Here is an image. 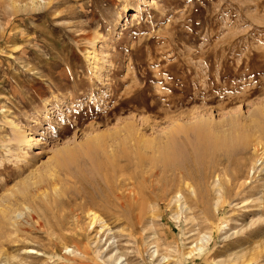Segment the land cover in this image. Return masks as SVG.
<instances>
[{"label": "rangeland", "instance_id": "374dc122", "mask_svg": "<svg viewBox=\"0 0 264 264\" xmlns=\"http://www.w3.org/2000/svg\"><path fill=\"white\" fill-rule=\"evenodd\" d=\"M36 2L0 0V264H264V0Z\"/></svg>", "mask_w": 264, "mask_h": 264}, {"label": "bare ground", "instance_id": "6f19581e", "mask_svg": "<svg viewBox=\"0 0 264 264\" xmlns=\"http://www.w3.org/2000/svg\"><path fill=\"white\" fill-rule=\"evenodd\" d=\"M10 2V1H9ZM10 4H15L13 1L10 3ZM26 4V3H25ZM31 4L34 5V6H38V2H36V0H31ZM17 5V4H16ZM27 5V4H26ZM41 5V4H40ZM13 6V5H12ZM17 7V6H16ZM134 18V17H133ZM233 118V116H232ZM202 131H200L199 129L196 130V133H197V138H199L201 140V142L206 138L204 134L201 133ZM206 140V139H205ZM243 142V141H242ZM217 143V142H216ZM246 143V142H245ZM217 146V145H216ZM143 147V146H142ZM213 147V146H212ZM91 151V150H90ZM183 151V150H182ZM64 152V151H63ZM68 153V152H67ZM260 153V152H259ZM184 154V153H183ZM65 155V154H64ZM63 155V156H64ZM111 155V154H110ZM181 155V148L179 145H177L176 143L174 144H171L169 146H167L162 152H161V156H162V163H163V168L165 169L164 171H169L170 169L172 168H175V170L178 168L177 165H178V161H179V157ZM262 155H264V152L262 151L261 152V156L259 157H262ZM183 156V155H181ZM65 157V156H64ZM184 157V156H183ZM186 158V157H185ZM120 159V158H119ZM69 160V159H68ZM107 160V159H106ZM184 160V158H183ZM182 160V161H183ZM131 161V160H130ZM66 162V161H65ZM63 160H60V163L61 165H64L66 164ZM72 162V161H71ZM94 163V162H93ZM180 164V163H179ZM183 164V163H182ZM95 165V164H94ZM140 165V163H139ZM256 166V165H255ZM115 167V166H114ZM185 167V166H184ZM121 168V167H120ZM80 169V168H79ZM85 169V168H84ZM112 169V168H111ZM77 170V169H76ZM173 170V169H172ZM116 171V170H115ZM87 173V172H86ZM101 173V172H100ZM96 174V173H95ZM176 174V173H175ZM81 176H83L82 178H84L85 175H83L82 173H80V175L78 176L77 174L74 175V178L81 182L82 178ZM104 176V175H103ZM106 176V174H105ZM108 176V175H107ZM106 176V177H107ZM176 176V175H175ZM98 177V175H97ZM104 177V179L106 178ZM87 178V177H86ZM92 178V177H91ZM99 180V178H98ZM108 180V177L107 179ZM120 180V179H119ZM83 181V180H82ZM115 181V180H114ZM95 182V181H94ZM106 182V181H105ZM85 183V182H84ZM104 183V182H103ZM120 183V181H119ZM129 183V182H128ZM112 184V183H111ZM119 184H116L115 185H110L108 186V195H106V198H107V201L108 202H111L112 199L114 201H116L118 204L119 203H122L120 200L123 199V200H126L128 199L129 196H131V194H124L123 191H121V188L118 186ZM170 185V184H169ZM186 185V184H185ZM90 186V185H89ZM125 188V187H124ZM134 188V187H133ZM139 188V187H138ZM142 188V187H141ZM92 189V188H91ZM123 189V188H122ZM127 189V188H126ZM135 189V188H134ZM131 190V188H130ZM72 191V190H71ZM121 191V192H120ZM193 191V190H192ZM77 192V191H76ZM89 192V191H88ZM95 192V191H94ZM120 192V193H119ZM129 192V191H128ZM75 193V192H74ZM92 194V193H90ZM134 194V193H133ZM75 195V194H74ZM77 197L82 200L83 202H85L86 200H91V199H94V195H88L86 193V191H83V190H79L78 193L76 194ZM136 195V194H135ZM132 197V196H131ZM177 197H180V194L177 195ZM77 199V198H76ZM78 200V199H77ZM98 201V200H97ZM120 201V202H119ZM113 202V201H112ZM91 203V202H90ZM89 203V205H90ZM127 203H129L127 201ZM88 204V203H87ZM114 206L115 204L112 203ZM123 204V203H122ZM99 205V204H98ZM103 205V204H102ZM125 205V204H124ZM94 208V207H93ZM105 208V207H104ZM185 209V206L182 205V209ZM95 209V208H94ZM180 209V208H179ZM37 215V214H36ZM87 217H88V224H89V227H95V226H99L100 228H106V224L104 222V220H102L101 218H99V216L97 214H95V212H92L91 210L90 211H87ZM19 221V220H18ZM49 222V221H48ZM50 226V225H49ZM90 230V229H89ZM88 230V231H89ZM202 247L201 246H198L197 247V250L200 251L202 250L201 249ZM32 253V252H31ZM187 254V253H186ZM118 257V256H117ZM185 257H189V255H186ZM119 259V257L117 258Z\"/></svg>", "mask_w": 264, "mask_h": 264}]
</instances>
